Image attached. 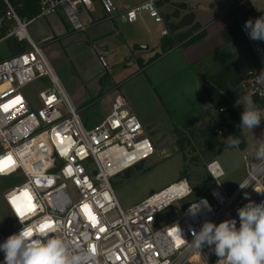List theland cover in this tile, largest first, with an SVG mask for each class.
Masks as SVG:
<instances>
[{
    "label": "built area",
    "instance_id": "1",
    "mask_svg": "<svg viewBox=\"0 0 264 264\" xmlns=\"http://www.w3.org/2000/svg\"><path fill=\"white\" fill-rule=\"evenodd\" d=\"M35 1L41 9L38 18L61 13L74 31L85 32L88 24L81 13L92 10L98 0ZM100 1L105 14L114 16L116 0ZM144 14L163 23L157 0L125 10L121 17L132 24ZM31 22L21 19L9 0H0V43L14 40L29 46L0 61V161L7 157L14 161L0 177L23 179L4 193L9 223H17L18 228L8 232L0 219V243L24 226L38 231L48 224L47 236L64 240L72 254L90 256L86 264H194L198 249L191 244L193 232H199L205 221L219 224L235 218L239 227L236 210L248 203L244 194L257 204L264 202V159L255 163L244 154L248 173L243 184L248 187L239 186L228 194L221 183L225 172L214 160L207 171L216 187L209 196L191 200L168 226L156 228V216L192 198L194 190L187 179L123 209L113 180L154 157L152 139L121 94L113 98L109 114L99 125L86 127L43 49L29 36ZM241 34L256 60V67L244 75L243 90L264 104V80L259 78L264 70V41L250 40L243 25ZM98 59L102 67H109L104 55ZM30 87L38 88L34 95L26 93ZM225 131L220 128L216 133ZM25 191L32 210L21 216L12 198ZM205 200L211 211L201 203ZM17 204L27 209L28 198ZM4 255L0 252V264Z\"/></svg>",
    "mask_w": 264,
    "mask_h": 264
},
{
    "label": "rangeland",
    "instance_id": "2",
    "mask_svg": "<svg viewBox=\"0 0 264 264\" xmlns=\"http://www.w3.org/2000/svg\"><path fill=\"white\" fill-rule=\"evenodd\" d=\"M122 1L131 2L134 0ZM239 1L243 2L244 0ZM95 4H99L102 8L100 0ZM253 4L257 8L258 15L251 14L252 18H250L255 20L264 16V0H253ZM231 6L233 7V4L230 3L229 7ZM27 31L31 39L43 49L83 122L91 125L90 128L99 125L109 114L113 98L118 94L128 100L132 111L140 121L146 122L143 124L146 127V132L150 134L156 153L151 160L124 172L113 180L114 189L123 209H129L141 203L155 192L180 180L183 173H186L194 194L191 199L176 203L156 216V228H162L180 218L191 200L210 194L217 184L207 171V158L201 159L200 162L196 161L194 164L192 159L196 158L197 153L191 152L190 149H186L184 153L179 151L174 131L180 127L174 124L173 118L163 108H160L156 90L151 89L147 83L151 81V73L149 74L148 70L146 72L140 70L142 66L140 69L135 68L132 60H129L132 59L130 54L123 58L119 66L102 67L98 59V51L84 39L86 31H74L62 14L59 16V26H56L49 16L33 20L29 23ZM28 47L27 43L22 44L14 40L1 42L0 61L16 55L20 51H25ZM18 50L20 51L17 52ZM220 56V59H237V62L242 65L246 59L253 58L249 47L244 45L231 47ZM127 66L126 70L123 69ZM251 66L254 65L250 64L247 66L248 68L243 67L244 72H248L247 70L251 69ZM116 70L124 72V80L114 83L113 73ZM154 86H156L155 83ZM37 89V87H30L26 93L34 95ZM238 110L243 112L242 104L238 105ZM217 135L223 147L222 153L216 160L228 166L233 174L245 168L242 153L233 147V143L228 144L229 133L226 132L223 135L217 133ZM248 137L251 145L260 147L261 141L251 134H248ZM248 154L255 163L261 160L257 158V154ZM22 180L17 177H0V219L8 232L17 229L18 224L9 223L11 220L6 213L4 193L18 187L23 183ZM224 180L222 178L221 183ZM218 259L209 246L205 245L195 254L193 262L194 264H221Z\"/></svg>",
    "mask_w": 264,
    "mask_h": 264
},
{
    "label": "crops",
    "instance_id": "3",
    "mask_svg": "<svg viewBox=\"0 0 264 264\" xmlns=\"http://www.w3.org/2000/svg\"><path fill=\"white\" fill-rule=\"evenodd\" d=\"M145 1L147 0L131 2L116 0V13L111 17L106 16L99 4H95L92 10L82 11L81 18L84 23L88 24L84 39L87 43L92 44L99 54L106 57L109 65L119 66L123 58L130 54L132 59L129 60H132L135 68L140 69L142 66L140 70H145V72L148 70L149 74L151 73V81L147 83L151 89L156 90L160 108H163L173 118L172 121L175 125L181 127L208 108V104L204 101L199 77L194 72V66L201 61L210 59L224 47L225 41L222 32L238 22L244 25L245 21L250 19L251 14L258 15L257 8L254 6L253 0H244L243 2L239 0H157L163 23H156L147 14L142 15L137 22L132 24L122 19L121 15L125 10L136 7ZM230 3L233 4V7H229ZM179 6H186L187 9L179 8ZM177 9L180 12V17L192 11L196 17V22L203 27L202 30L195 32L190 37L199 36L201 32H205L206 36L201 42L185 48L179 43L172 49H165V42L189 29V27H184L176 33L169 31L165 22V15H171ZM60 15L61 13L51 16V20L56 26H59ZM180 17H171L170 21L177 23ZM101 27L104 28L101 29ZM163 31H167L168 34L163 35ZM186 41L187 39L184 40V42ZM231 47L236 46L231 45ZM234 60L237 62V59ZM214 63L211 60L207 64L211 68ZM253 63L256 64L254 57L250 60L246 59L243 65L238 64L244 69L250 64L255 65ZM127 68L128 66L123 69L126 70ZM123 77L124 72L116 70L113 73L114 83L124 80ZM242 100L240 101L242 102ZM238 105L236 103L234 109L241 121L242 112H239ZM261 119V123L253 129L240 127L246 139L247 147L244 150L235 149L239 150L242 155L248 153L256 155L260 148L255 147L254 144L251 145L248 134L261 141L260 144L264 143V111L261 112ZM143 123L146 124V122ZM148 135L150 136V134ZM229 139L228 144H232L233 139ZM219 164L222 165L221 167L225 172V180L222 185L228 194H232L247 177L246 164L245 168L234 174L228 166Z\"/></svg>",
    "mask_w": 264,
    "mask_h": 264
},
{
    "label": "clouds",
    "instance_id": "4",
    "mask_svg": "<svg viewBox=\"0 0 264 264\" xmlns=\"http://www.w3.org/2000/svg\"><path fill=\"white\" fill-rule=\"evenodd\" d=\"M243 30L250 40L264 41V16L246 20ZM259 78L264 80V70ZM237 103L243 105L239 127L253 129L261 123V112L264 110L252 97L245 96L242 102L238 100ZM232 143L236 145L240 141L233 139ZM257 158L264 159V143L260 145ZM248 186L240 184L242 189ZM244 195L248 203L236 210L239 227L237 220L231 218L219 224L205 221L199 232H193L191 244L198 250L209 246L221 264H264V202L257 204L248 197V193ZM201 203L208 211L212 210L206 200ZM195 207L197 210L198 206ZM192 209L195 214L196 210ZM0 252L5 254L4 264H86L90 259V256L83 254H72L64 240L49 238L44 230H34L31 225L22 227L18 233L0 243Z\"/></svg>",
    "mask_w": 264,
    "mask_h": 264
},
{
    "label": "trees",
    "instance_id": "5",
    "mask_svg": "<svg viewBox=\"0 0 264 264\" xmlns=\"http://www.w3.org/2000/svg\"><path fill=\"white\" fill-rule=\"evenodd\" d=\"M9 1L21 19L33 21L40 15L41 9L35 0ZM179 8L187 9L186 6H179ZM171 17H180L178 9L171 15H165V22L171 33H176L184 27H189V29L165 42V49H172L179 43L185 48L201 42L205 38V32H201L199 36L190 37L203 28L200 23L196 22V17L192 11L180 17L177 23H172L170 21ZM222 37L224 38L225 46L210 59L201 61L194 66V72L199 77V83L204 93V101L208 104V108L202 114L174 131L176 145L180 152L184 153L186 149H190L191 152L197 153L196 158L192 159L194 164L196 161L200 162L201 159L207 158L206 166H208L222 152L223 145L216 133L219 128L226 129L232 139L240 141L239 144H233L234 148L244 150L247 147L246 139L239 127L240 117L234 109L237 101L246 96V92L243 90V81L247 72H244V69L239 66L236 60L220 59V55L224 52L226 53L231 45H248L241 34V24L239 22L225 29L222 32ZM185 39H187L186 42H184ZM211 60L215 63L210 68L207 63ZM255 67L256 64L247 71L249 72ZM253 100L260 109H264L263 103L255 98ZM220 110H223V112H220ZM85 126L90 128L89 126L91 125L85 122ZM183 179L188 180L186 173H183L180 180ZM202 196H209V194Z\"/></svg>",
    "mask_w": 264,
    "mask_h": 264
},
{
    "label": "snow or ice",
    "instance_id": "6",
    "mask_svg": "<svg viewBox=\"0 0 264 264\" xmlns=\"http://www.w3.org/2000/svg\"><path fill=\"white\" fill-rule=\"evenodd\" d=\"M14 164V161L12 160L11 157H7L5 158L4 161H0V172H3L5 170V167H10ZM24 197H27L28 198V205H27V209L25 208H22L21 206H19L17 204V201L24 198ZM12 203L16 206V211L21 215L23 216L25 214V210L27 211H31L32 210V204H31V197H30V194L27 193L26 191L24 193H22L21 197H13L12 198ZM50 225L48 224H45V225H42L41 226V230H44L46 228H49ZM103 231V229H101Z\"/></svg>",
    "mask_w": 264,
    "mask_h": 264
},
{
    "label": "bare ground",
    "instance_id": "7",
    "mask_svg": "<svg viewBox=\"0 0 264 264\" xmlns=\"http://www.w3.org/2000/svg\"><path fill=\"white\" fill-rule=\"evenodd\" d=\"M198 252V251H197Z\"/></svg>",
    "mask_w": 264,
    "mask_h": 264
}]
</instances>
